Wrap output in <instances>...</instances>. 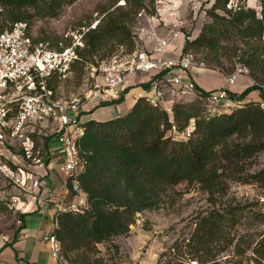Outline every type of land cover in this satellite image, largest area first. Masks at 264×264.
<instances>
[{
    "label": "trees",
    "instance_id": "1",
    "mask_svg": "<svg viewBox=\"0 0 264 264\" xmlns=\"http://www.w3.org/2000/svg\"><path fill=\"white\" fill-rule=\"evenodd\" d=\"M75 1L0 0L10 21L4 24L2 10L0 31L16 21H26L31 27L30 20L35 17L55 18L64 6ZM234 1H214L206 12L209 21L187 43L186 50L202 53L201 62L208 68H219L223 75L226 73L222 60L228 63L229 73L235 63L246 66L254 84L238 96L230 92L229 95L240 103L250 92L259 91L260 102H264L261 87L264 84V0H257L259 15L254 9L241 6L232 10ZM113 7L105 10L104 19L96 29L86 33L88 54L99 50L102 42L115 32L125 29L126 21L143 9L142 0H125L124 7ZM34 40L45 42L39 37ZM123 41L124 37L118 42ZM58 42L49 45L58 48ZM134 46L130 44L127 49ZM79 55L84 58L81 52ZM194 91L202 100L215 90L204 91L194 84ZM260 102L241 103L231 114L213 117L203 116L200 103H176L171 108L170 122L165 111L138 100L122 117L83 123L84 134L78 141V151L86 164L80 182L87 196L88 210L82 214L60 213L58 226L53 231L65 264H102L97 245L128 234L137 214L173 205L178 195L175 187L182 183L197 184L214 207L225 196L217 195L225 192L223 174L233 167L239 168L247 160L254 161L264 152V112ZM190 120L195 127L191 137L186 141L172 140L168 134L172 126L180 132ZM229 174L241 184L264 187V169L238 177ZM233 210L224 209L223 213L211 210L199 217L187 246H193L195 254L205 250L226 218L234 216ZM254 253L259 260L256 264H261L263 241Z\"/></svg>",
    "mask_w": 264,
    "mask_h": 264
},
{
    "label": "built area",
    "instance_id": "2",
    "mask_svg": "<svg viewBox=\"0 0 264 264\" xmlns=\"http://www.w3.org/2000/svg\"><path fill=\"white\" fill-rule=\"evenodd\" d=\"M182 2L154 0V16L145 17L148 27L137 29L139 45L132 49L120 46L115 53L94 63L83 61L79 53L85 48L86 33L95 25L69 29L58 48L35 42L26 21H16L0 31V216L4 211L9 213L13 218L10 228H20L26 199L37 195L45 203L49 201L53 191L35 169L45 164L46 146L51 141L59 145L63 153L59 171L72 198L54 215L51 231L43 238L57 264H65L53 234L59 214H82L88 210L80 182L86 164L78 151V141L84 134L83 112L92 104L114 105L134 96L136 101L165 111L172 122L171 108L167 107L172 101L166 99L167 95L195 94L194 84L200 71L222 74L219 68L197 62L196 56L186 50L187 43L200 30L195 28L190 36L176 27ZM137 16L142 18L143 11ZM153 23L161 27V32ZM78 65H83L86 89L80 96L62 99L58 85L71 77ZM249 73L246 66L235 63L234 70L224 75L228 88L239 76ZM261 87L264 90V84ZM228 88H219L202 99L218 115H229L238 106ZM259 104L264 112V102ZM194 129V121L190 120L183 131L172 126L169 133L172 140L186 141ZM9 241L7 234L0 233V250ZM0 264L7 263L0 257Z\"/></svg>",
    "mask_w": 264,
    "mask_h": 264
},
{
    "label": "rangeland",
    "instance_id": "3",
    "mask_svg": "<svg viewBox=\"0 0 264 264\" xmlns=\"http://www.w3.org/2000/svg\"><path fill=\"white\" fill-rule=\"evenodd\" d=\"M182 1L178 13L179 18L175 25L191 36L195 28L196 31L200 30L209 21L206 12L210 10L215 0ZM124 5L125 0L116 2L113 0H77L71 5L64 6L55 18L35 17L30 20L31 33L34 38L39 37L47 43H53L56 40L58 42L69 29L81 27L86 29L91 25H95L96 29L104 19L106 9L111 6L124 7ZM142 6L143 9L139 10V12L143 11L142 18H138L139 12L134 14L132 20L126 21L125 29L105 39L99 50L88 54L84 48L81 51L84 55L82 60L94 63L115 53L120 46L129 48L133 43L135 46L139 45L136 36L137 29L147 28L148 23L145 17L154 16L155 13L154 0L152 3L150 0H142ZM237 6L254 9L258 15L260 13V4L257 0H235L230 8L236 10ZM2 10H4L3 22L7 25L10 21L6 17V10L4 8ZM153 25L161 32L160 26L158 27L156 23ZM123 37V43L119 44L118 41ZM188 50L193 53L192 50ZM194 54L197 62L202 61V53ZM222 63V68L228 74V63L225 60H222ZM82 66L78 65L71 77L59 83L58 93L62 99L69 100L80 96L85 91ZM217 81L218 78L215 77L212 86L219 83ZM224 87L228 88L227 83ZM166 99L172 101L167 105L168 108H172V105L176 103H200L199 107L203 116L218 115L217 111H214L195 94L167 95ZM249 100L254 101L253 98ZM135 101L134 96H129L125 102L115 104H120L115 109L123 112ZM241 103L237 102L238 106ZM240 165L239 168L233 167L232 171L229 170L223 174L225 192L217 195L225 196L214 207L207 202V194L197 184L182 183L176 186L175 191L178 195L173 205L166 204L157 211H144L137 214L135 223L130 226L128 234L97 245L100 251L98 257L102 258V264H256L259 260L254 252L258 250L262 241L264 242V187L258 184H241L235 181L229 173L238 177L243 174H254L264 169V152L259 153L254 161L247 160ZM56 172L65 181L59 167ZM224 209H234V216L230 218L228 216L214 240L207 245L205 250L195 254L194 247L187 246V242L194 232L196 221L211 210L223 213ZM260 262L264 264V260Z\"/></svg>",
    "mask_w": 264,
    "mask_h": 264
},
{
    "label": "crops",
    "instance_id": "4",
    "mask_svg": "<svg viewBox=\"0 0 264 264\" xmlns=\"http://www.w3.org/2000/svg\"><path fill=\"white\" fill-rule=\"evenodd\" d=\"M215 77L218 78L217 82L219 83L212 86ZM224 84H226L224 75L220 73L203 70L196 76V85L204 91L217 90L224 87ZM253 84L254 82L250 76H239L228 90L238 96ZM249 98H253L254 101H250ZM125 101L126 99L123 100V102ZM246 102H260L259 91L250 92L242 101V103ZM134 103H131L127 110H123V112H118L115 109L121 103L109 106H95L92 104L87 111L83 112L82 122L85 123L91 120L104 122L122 117L130 111ZM62 162L61 147L51 141L46 146L45 164L36 168L35 173L45 177L48 187L53 191V195L46 203L37 195L35 198L29 197L26 199L27 205L23 214L22 227L10 228L13 218L9 213L2 212L0 216V233L7 234L10 241L1 248L0 257L7 264H57L50 257L48 244L43 238L51 231L54 215L70 203L72 198L64 179L56 172Z\"/></svg>",
    "mask_w": 264,
    "mask_h": 264
}]
</instances>
